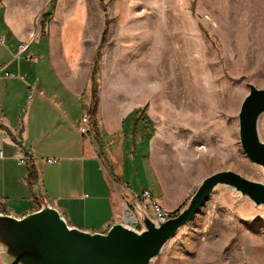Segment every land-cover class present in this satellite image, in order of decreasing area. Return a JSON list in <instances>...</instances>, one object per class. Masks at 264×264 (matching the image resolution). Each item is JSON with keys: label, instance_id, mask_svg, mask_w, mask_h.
Listing matches in <instances>:
<instances>
[{"label": "rangeland", "instance_id": "rangeland-1", "mask_svg": "<svg viewBox=\"0 0 264 264\" xmlns=\"http://www.w3.org/2000/svg\"><path fill=\"white\" fill-rule=\"evenodd\" d=\"M27 2L37 4L36 19L48 21L52 33L68 31L84 40L86 51H96L93 100L103 93L138 105L123 123L127 140L117 157L133 197L157 191L153 159L170 194L165 204L153 199L169 219L217 172L264 184L263 168L248 159L239 136L250 86L264 89V0ZM258 133L264 142V114ZM0 216H10L1 205ZM8 252L0 245V264ZM151 264H264V205L218 186Z\"/></svg>", "mask_w": 264, "mask_h": 264}, {"label": "crops", "instance_id": "crops-1", "mask_svg": "<svg viewBox=\"0 0 264 264\" xmlns=\"http://www.w3.org/2000/svg\"><path fill=\"white\" fill-rule=\"evenodd\" d=\"M37 8L27 0H0V205L21 218L46 200L71 228L105 233L123 218L125 203L134 201L136 191L117 157L127 140L123 123L133 119L138 105L103 93L94 103L96 51H86L84 40L68 31L58 35L46 28L42 35ZM156 160L151 164L159 194L148 190L165 204L170 194Z\"/></svg>", "mask_w": 264, "mask_h": 264}, {"label": "water", "instance_id": "water-1", "mask_svg": "<svg viewBox=\"0 0 264 264\" xmlns=\"http://www.w3.org/2000/svg\"><path fill=\"white\" fill-rule=\"evenodd\" d=\"M264 114V89L250 86L239 113L241 147L248 159L264 169V142L258 123ZM225 185L264 205V184L234 171L212 174L193 191L188 205L174 218L152 221L136 201L130 202L143 225L137 231L114 223L105 233L71 228L65 217L44 200L41 208L21 218L0 216V245L9 252L3 264H151L163 245L198 213L215 189Z\"/></svg>", "mask_w": 264, "mask_h": 264}, {"label": "built area", "instance_id": "built-area-1", "mask_svg": "<svg viewBox=\"0 0 264 264\" xmlns=\"http://www.w3.org/2000/svg\"><path fill=\"white\" fill-rule=\"evenodd\" d=\"M33 96V92L29 95ZM89 115L86 113L82 116V127L80 129V133L84 136H87L89 133ZM4 158V152L0 150V159ZM27 158H22L20 160L21 164H26ZM45 162L50 164H55L57 161L55 159H45ZM133 200L136 201L139 206L143 209L144 213L152 220V221H166L169 219L170 215L165 208H163L159 203L155 202L152 196V193L148 190L143 189L140 194L135 195ZM148 208L151 209L152 214L148 212ZM123 222L125 225L131 229H137L138 226L142 225L136 210L134 207L128 203L124 205V215ZM143 226V225H142Z\"/></svg>", "mask_w": 264, "mask_h": 264}, {"label": "trees", "instance_id": "trees-1", "mask_svg": "<svg viewBox=\"0 0 264 264\" xmlns=\"http://www.w3.org/2000/svg\"><path fill=\"white\" fill-rule=\"evenodd\" d=\"M47 23H48V21H41V34L42 35H44L45 34V28H46V25H47ZM104 37V36H103ZM97 55L99 56L100 55V50H98V52H97ZM98 69V62H96V65H95V68H94V72L96 71ZM93 91H92V95H93V99L94 98H96V97H94V94H95V90H96V84L93 82ZM94 103H95V100H94ZM94 108V107H93ZM136 112H138V111H136ZM135 112V113H136ZM29 178L31 179V180H33L34 178H35V172H34V170H30V172H29Z\"/></svg>", "mask_w": 264, "mask_h": 264}, {"label": "bare ground", "instance_id": "bare-ground-1", "mask_svg": "<svg viewBox=\"0 0 264 264\" xmlns=\"http://www.w3.org/2000/svg\"><path fill=\"white\" fill-rule=\"evenodd\" d=\"M179 101V100H178ZM179 103V102H178ZM183 104V103H182ZM264 170V169H263Z\"/></svg>", "mask_w": 264, "mask_h": 264}]
</instances>
